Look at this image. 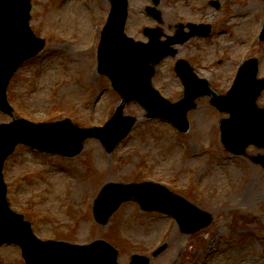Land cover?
Returning a JSON list of instances; mask_svg holds the SVG:
<instances>
[{"label": "rangeland", "instance_id": "obj_1", "mask_svg": "<svg viewBox=\"0 0 264 264\" xmlns=\"http://www.w3.org/2000/svg\"><path fill=\"white\" fill-rule=\"evenodd\" d=\"M216 1L218 9L210 0L157 3L166 33L179 22L211 24L207 38L179 45L175 58H164L152 79L170 101L184 97L174 59L184 57L207 79V89L187 113L186 130L177 133L168 122L148 118L138 103L127 101L120 111L135 122L111 152L96 138H87L71 157L18 145L6 158L2 172L7 200L38 237L77 244L103 239L117 249L120 264L129 263L132 254L146 256L149 264H264V169L258 162L264 148L249 144L237 155L229 152L219 128L228 114L212 104L231 86L241 56H255L258 76L264 75V40L256 37L264 0ZM146 3L129 0L125 31L136 38L142 39L144 25L155 24L143 13ZM108 10V0H31L30 26L47 39L44 50L9 81L15 117L34 122L69 119L92 128L86 133L93 134V126L113 113L120 97L109 90L91 60ZM92 14L96 17L88 20ZM255 105L264 106V90ZM10 118L0 112V122ZM139 181L161 183L207 211L208 226L185 233L167 214L141 210L133 200L122 202L105 223L95 221L93 204L104 184ZM0 264H24L19 248L2 245Z\"/></svg>", "mask_w": 264, "mask_h": 264}, {"label": "water", "instance_id": "obj_2", "mask_svg": "<svg viewBox=\"0 0 264 264\" xmlns=\"http://www.w3.org/2000/svg\"><path fill=\"white\" fill-rule=\"evenodd\" d=\"M112 5L114 13H111V19L113 18L116 25L114 27L115 34L123 37L122 25L126 16V1L112 0ZM6 10L10 17V27L6 34L4 30L6 42L5 39L0 41V105L3 109L8 110L3 95L6 82L16 65L37 52L43 41L34 38L28 28L29 0H0V28L5 26ZM108 36L109 32H106L103 36L102 44L108 40ZM155 36H153L149 45L154 44ZM261 37H264V31ZM19 39L22 41L20 42ZM149 45H134L128 53L135 54L140 51L141 57L149 50ZM101 57V61L105 62L110 59L111 52L102 48ZM140 57L136 59L141 69L139 77H141L145 69ZM144 63L147 64L145 61ZM255 71L256 62L251 59L242 67L235 84L236 86L232 88L229 95L219 96L214 99V102L219 104L222 110L230 113L231 117L222 122V136L226 146L236 153L241 152L250 142L260 145L264 141V131L260 130L264 126V109H256L253 105L255 96L264 87V80L261 83L255 81L253 78ZM242 76L249 78L248 82L243 80ZM147 82V80H142L143 89L136 88L129 94H123L124 102L131 98H138L139 94L154 97L155 94L149 89ZM194 83L193 79L186 80L187 96L176 103L179 106L182 105V114L193 107L194 98L207 89V85L203 82ZM120 109L119 107L113 119L122 118ZM157 114L161 115L160 113ZM130 125L131 121L125 123L120 137L126 134ZM31 126L33 124L25 120L14 121L8 125L9 134L7 137L9 138H6L0 147V245L4 242L20 245L27 264H116V251L108 243L95 241L82 247L64 242L40 241L32 233L29 222L24 221L22 215L16 214L9 209L5 199L6 187L2 180L1 168L3 160L13 150L16 143H27L41 149L46 148L71 155L79 151L80 142L89 135V133L81 131L76 140L70 135L72 142V149L70 150L68 146L65 149L64 139H57L56 142L52 140L51 144L55 143V147L49 146V143L42 142L41 140L44 137L39 138L31 133L29 131ZM44 127L51 134L52 139L58 134L59 130L67 136L62 127L49 125ZM7 129L5 128V133H7ZM97 136L101 137V132ZM259 160L264 165V157ZM131 196H134V199L140 203L143 209H159L174 215L186 232L195 231L208 223L209 216L206 212L197 209L182 197L170 194L165 188L148 183H110L105 185L95 202L96 219L102 223L106 222L108 216L119 204ZM161 249H158L154 254ZM130 264H148V262L142 256H133Z\"/></svg>", "mask_w": 264, "mask_h": 264}]
</instances>
